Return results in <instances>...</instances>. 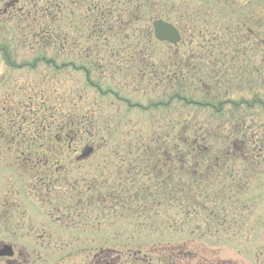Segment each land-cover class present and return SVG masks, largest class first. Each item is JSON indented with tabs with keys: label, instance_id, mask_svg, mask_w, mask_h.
<instances>
[{
	"label": "rangeland",
	"instance_id": "374dc122",
	"mask_svg": "<svg viewBox=\"0 0 264 264\" xmlns=\"http://www.w3.org/2000/svg\"><path fill=\"white\" fill-rule=\"evenodd\" d=\"M51 5L59 30L81 49L59 45L62 40L47 49L35 44L41 9ZM104 10H113L118 36L107 33L105 42L103 35L96 53L86 55L87 30ZM155 20L174 24L182 42L154 40ZM43 55L56 66L73 61L75 67L39 62L31 68ZM227 94L234 104L264 101V0H0L5 121L20 106L40 105L41 95L53 105L56 123L69 116L91 121L85 136L63 131L66 139L55 140L61 131L52 130L50 142L64 162L54 188L0 146V241L30 251L42 245L40 264H93L104 249L114 264L120 245L149 254L152 264H160L158 253L178 251L186 264H264V104L226 107L222 117L199 106ZM198 143L212 149L196 148L184 158L186 177L200 181L192 199L129 198L127 190L151 185L153 171L170 165L171 147L189 153ZM196 156H206L200 167Z\"/></svg>",
	"mask_w": 264,
	"mask_h": 264
},
{
	"label": "trees",
	"instance_id": "16d2710c",
	"mask_svg": "<svg viewBox=\"0 0 264 264\" xmlns=\"http://www.w3.org/2000/svg\"><path fill=\"white\" fill-rule=\"evenodd\" d=\"M67 11L68 10L65 8L61 10L60 14L64 20L66 19V13H68ZM39 15L41 20L44 22L41 27L33 30L34 35L32 36L38 48L41 47L42 49H47V47L53 46L56 41L62 40L63 43L59 42V45H64V43H66V46L71 47L72 49H81V42H79L78 45L71 43V40L68 39V34L59 30V27L55 24L56 11L52 5L45 8V10L41 9ZM60 28H62L61 25ZM39 62H44L50 65L52 64V66L54 65L53 67L57 69L68 66L72 68L75 67V63L73 61L68 62L66 65L62 64V66H56L55 62L52 59L47 58L46 55L36 58L30 67L37 68ZM80 68H82L81 70L83 71L87 69L84 66H81ZM86 71L88 72V70ZM44 96L45 95H41L40 105H36L34 108L33 105H24L19 108H23L25 112H22L20 109L17 110V113L12 111L8 121H5L2 114H0V146H2L5 151H9L13 155H17L21 165L27 167L25 168L28 170L27 173L34 174L35 178L39 180L41 184L43 183L46 188L50 189L54 188V184H59V179L62 178L63 173L61 169L64 167V162L60 159L63 154H60V149L54 147L50 142V139H54L51 136V133L53 132L52 130L62 132L61 137L60 132L56 136L57 139L55 138V140L66 139L65 137L67 135L63 131H68L69 136L74 134V136L77 137L78 132H80L79 130H81V132H84L83 135L85 136V134L88 133L85 122L88 121L84 120L80 122L77 118H75V116H69L66 121L68 126L63 123H56L53 121V118L55 117L53 116L55 115L53 112V105L49 102V98L45 99ZM131 107L140 108L137 105H131ZM45 113H48L51 116L52 120H49L51 123L47 122V118L44 115ZM90 120L91 119H89V121ZM3 124L7 126V128L3 127ZM76 129L78 131H76ZM63 133H65V137L63 136ZM67 141H70V139ZM204 142L206 143V141ZM196 148L206 150L205 154H208V152L210 153V150L212 149L211 147H204L203 149L202 145L199 143L195 144L194 148L187 149L189 150V153H184L179 147H171L172 152L170 151V154H174V156L172 159H168L170 165L168 166V163L164 160V166H167V168H163L162 173H154L153 171L154 176L150 178L152 184L140 187L139 189H136L135 192L131 193L127 190L126 194H130L129 198L134 199H177L179 196L181 198L182 194L187 196L188 199H192V193L200 188V181L197 177L190 174L187 176L188 181L186 185H181L182 183H185L183 178H187L184 174L185 169H183L184 166L182 164L186 155L188 157L195 155ZM89 150L90 149H87L86 152ZM199 156L195 157V167H200L204 160H206V156H202L203 159L199 158ZM227 157L228 152L225 159H227ZM84 160L85 159H81L73 163L83 162ZM220 160H216L215 162H220ZM174 162L181 165L182 169L179 168V170L177 167L173 166ZM214 164L208 171L214 169ZM48 174L51 176V180L49 182L45 181ZM176 174H179V176Z\"/></svg>",
	"mask_w": 264,
	"mask_h": 264
},
{
	"label": "flooded vegetation",
	"instance_id": "af4514ba",
	"mask_svg": "<svg viewBox=\"0 0 264 264\" xmlns=\"http://www.w3.org/2000/svg\"><path fill=\"white\" fill-rule=\"evenodd\" d=\"M217 2H218V0H217ZM215 5L218 8L222 4L216 3ZM230 5H231L230 3H223V8L229 7ZM247 5L248 4H244L243 7H246ZM7 6H5L3 9L4 13L8 12V9L6 8ZM70 13L72 14L73 12L70 11ZM113 17H114L113 10H109L107 12H106V10H104L103 13L98 15V18H96L94 21H91V25L93 26L94 30H92V27H89L87 30V32L90 33L88 36V40H91V39L92 40L89 42L91 45H89V47H88L89 51L86 52V55L88 54V52L96 53V49L99 48V43H101V39H102L103 35L106 38L105 42L108 41L107 39L110 38V37L107 38V36H106L107 33L110 34V32H111L113 37L116 36V34L118 32L114 31V30H116V27L114 25H112V23H111V20L113 19ZM156 21H162V22L173 25L178 30V32L180 34V41L177 45H179L182 42L181 32L174 24H172L168 21H163V20H155L153 22V24ZM115 24H116V22H115ZM106 28H109V29H106ZM222 33H223L224 38L225 37L227 39L229 38V32H226L223 29ZM117 36H118V34H117ZM128 37H129V35L123 36L122 38L124 41H126L128 39ZM153 39L158 41L155 37L154 26H153ZM159 43H166V42H159ZM256 43H260V41L257 39ZM167 44H169V43H167ZM260 47H261V45H260ZM241 52H234L233 51L232 54L233 55L236 54L239 57V56H242ZM260 53L261 52H259V54ZM229 62L232 63L233 60L229 61ZM226 64L229 65L228 62H226ZM194 73H196V75L200 76L198 71L196 72V70H195ZM222 74L225 75L226 73H222ZM225 89H227V88H225ZM228 96H229V94H227L226 96L223 97L224 101H217L216 104L208 101L206 103H199V105L204 106V107L210 106L211 108H208V109H211L217 116L222 117L223 114L225 113L224 111H225L226 107L243 106V107H246L248 109V108H251L250 106H252L253 104H254V106H252V107H255L256 105L262 106L264 104V101L261 100L260 96L256 97L255 100L251 103L248 100H242L241 103H235V104L232 103L231 99L226 100L228 98ZM228 155H229V152H228ZM217 161H219V158H217ZM40 248H42V245L36 244V245H34V248H33L34 250L30 251V250H28L27 245H24L22 243L16 244L13 242L1 240L0 241V264H40L41 255H39V253H38L41 251ZM118 248L119 249H117L113 254L114 264H139V263L152 264L151 263L152 260H150L148 258L149 254L143 256L140 251L133 253L132 251L127 249L126 245H120V246H118ZM110 252H111V250L104 249L100 253L96 254L94 259H93V264H111L110 256H112V254H110ZM150 255H153V253H151ZM158 255L160 256V258L157 261L160 264H186L187 263L184 255L180 251H178L177 253L163 252V253H158Z\"/></svg>",
	"mask_w": 264,
	"mask_h": 264
},
{
	"label": "water",
	"instance_id": "95a60500",
	"mask_svg": "<svg viewBox=\"0 0 264 264\" xmlns=\"http://www.w3.org/2000/svg\"><path fill=\"white\" fill-rule=\"evenodd\" d=\"M155 37L161 42H168L170 44H178L180 41V34L178 30L171 24L156 21L154 24Z\"/></svg>",
	"mask_w": 264,
	"mask_h": 264
}]
</instances>
